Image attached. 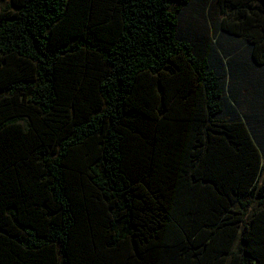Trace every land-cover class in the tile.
Here are the masks:
<instances>
[{
  "label": "trees",
  "instance_id": "16d2710c",
  "mask_svg": "<svg viewBox=\"0 0 264 264\" xmlns=\"http://www.w3.org/2000/svg\"><path fill=\"white\" fill-rule=\"evenodd\" d=\"M194 1L0 0V264H264L262 150ZM215 5L264 67V0Z\"/></svg>",
  "mask_w": 264,
  "mask_h": 264
},
{
  "label": "rangeland",
  "instance_id": "374dc122",
  "mask_svg": "<svg viewBox=\"0 0 264 264\" xmlns=\"http://www.w3.org/2000/svg\"><path fill=\"white\" fill-rule=\"evenodd\" d=\"M193 3L182 13V31L193 36L202 34L214 44L217 61L225 67V97L232 100L238 115L247 123L264 158V67L253 62L247 42L219 34L222 17L216 0Z\"/></svg>",
  "mask_w": 264,
  "mask_h": 264
}]
</instances>
